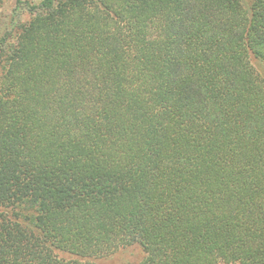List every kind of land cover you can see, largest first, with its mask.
Instances as JSON below:
<instances>
[{"label": "trees", "instance_id": "trees-1", "mask_svg": "<svg viewBox=\"0 0 264 264\" xmlns=\"http://www.w3.org/2000/svg\"><path fill=\"white\" fill-rule=\"evenodd\" d=\"M3 28L0 264H264V0L17 1Z\"/></svg>", "mask_w": 264, "mask_h": 264}, {"label": "rangeland", "instance_id": "rangeland-1", "mask_svg": "<svg viewBox=\"0 0 264 264\" xmlns=\"http://www.w3.org/2000/svg\"><path fill=\"white\" fill-rule=\"evenodd\" d=\"M21 1L22 3L35 4L38 0H5L3 5L0 7V34L4 29V23L9 21L10 17L13 15V11L16 7V2ZM245 5L249 4L251 0H241ZM18 18L21 23L27 22L29 16L26 15L24 11L18 13ZM255 68L259 71L261 68L257 63H254ZM261 74L264 77V72L261 70ZM58 257L62 259H70L66 254H58ZM143 258L141 250L137 247H131L118 251L116 254L98 260L97 264H139Z\"/></svg>", "mask_w": 264, "mask_h": 264}]
</instances>
